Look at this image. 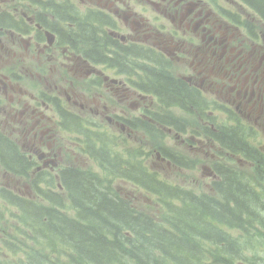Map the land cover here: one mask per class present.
<instances>
[{"label":"flooded vegetation","instance_id":"af4514ba","mask_svg":"<svg viewBox=\"0 0 264 264\" xmlns=\"http://www.w3.org/2000/svg\"><path fill=\"white\" fill-rule=\"evenodd\" d=\"M28 1L0 11V23L6 26L0 31V95L7 96L10 90L19 98L14 102L13 97L6 100L0 97V107L14 102L7 109L3 108L4 114L26 136L31 151L42 153L45 162L41 169L54 171L62 165L58 156L66 145L62 142L59 150V136H56L59 116H74L80 126L98 127L102 122L110 128L120 125L123 130L134 131L137 128L134 123L150 113L148 107L132 116L112 111L101 93L108 91L116 95L120 92L121 101L129 100L132 95V86L128 84L131 81L122 76H125V67L133 63L141 68L140 60L136 56L124 57V51L117 50L122 46L134 49V53L140 49L148 59L161 56L174 67L175 77L183 81L186 88L189 86L199 92L206 105L213 102L214 108L220 107L227 116L225 119L233 122L237 127L235 132L242 135L248 145L239 146L250 147L258 155L259 163L254 170L255 177L261 178L259 170L264 167V16L246 0ZM57 7L108 16L105 27L92 28L95 40L103 38L102 34L112 40L97 41L105 60L88 54L95 43L71 35L78 32L73 31L77 24L90 22L72 23L61 19L57 22L51 14ZM4 14L13 21L6 20L4 24L1 20ZM117 58H125V67L118 64ZM29 59L38 60L33 69L26 63ZM53 71L67 77L53 83ZM27 72L29 80L26 82ZM12 73L25 81V92L19 84H7L5 80ZM138 87L146 92L145 87ZM196 98L193 95L194 101ZM210 125L207 137L225 146L222 136L231 129L213 122ZM243 134H253L261 149L250 146Z\"/></svg>","mask_w":264,"mask_h":264},{"label":"trees","instance_id":"16d2710c","mask_svg":"<svg viewBox=\"0 0 264 264\" xmlns=\"http://www.w3.org/2000/svg\"><path fill=\"white\" fill-rule=\"evenodd\" d=\"M246 1L264 16V0ZM53 13L57 17H67L72 23L77 22L67 16L72 13L65 8H53ZM1 20L4 24L6 20H9L8 23L13 21L6 14L1 16ZM92 28L91 24L82 23L78 26V32H72L71 35L95 43L88 54H96L98 60H105L104 53L97 47V41L112 40L104 34L103 38L95 40ZM120 48L117 50L124 51L122 54L126 58H148L142 54V50L136 49L134 53V49ZM116 61L124 64L119 58ZM154 72L150 89L146 88V91H154L166 106L182 105L188 99L194 101L182 82L174 81L166 71L162 74L157 70ZM222 141L230 149L239 144L248 146L242 135L233 129L222 136ZM15 148V144L0 133L1 158L7 164V169L20 174L18 171L26 168L28 163ZM14 162V166L19 168L13 166ZM130 168L125 175L157 193L166 206L170 205L166 199L172 192H176L174 197H182L183 207L177 210L174 219H168L172 226L165 227L140 214L116 193L102 191L95 177L74 170L63 171L60 180L72 202L75 218L64 213L66 202L55 191L56 188H36L40 197L49 202L51 207L12 194L8 201L19 211L16 217L25 228L23 235L39 244L42 251L49 250L54 256H58L62 252L61 248H65L63 254L69 264H255L257 258L264 259V246H258L260 238L256 235H264V232H253L245 228V225L264 222L253 216L259 194L248 184L242 183L234 172L224 168V180L216 187L224 198L219 194L222 204L219 201L210 203L205 195L196 197L179 189L175 191L164 183L159 184L154 176L141 170L140 166L133 165ZM157 184L162 185V190ZM223 223L234 228L221 232L219 224ZM233 232H239L240 235ZM140 246L143 250L149 248L151 255L141 254ZM16 249L14 247L12 250L16 253V259L6 256L0 258V264L50 263L45 252L36 256L25 253L22 258L21 250ZM248 249L250 252H247Z\"/></svg>","mask_w":264,"mask_h":264},{"label":"rangeland","instance_id":"374dc122","mask_svg":"<svg viewBox=\"0 0 264 264\" xmlns=\"http://www.w3.org/2000/svg\"><path fill=\"white\" fill-rule=\"evenodd\" d=\"M17 3L9 0H0V11L7 10ZM9 11V10H8ZM13 42V40L11 41ZM31 61H27V65H30ZM142 67V66H141ZM134 68L136 65L134 64ZM131 77L137 78L140 74V70H131ZM176 70L172 66V74L175 76ZM122 76V75H121ZM67 76L62 72L53 71L51 74V80L53 83H58L60 80ZM126 77L128 80L132 78ZM128 84H131V82ZM132 95L129 100L121 101L120 92H116L114 95L108 91H101L106 97L107 103L112 111L117 113L132 116L134 114H140V109L148 107L149 115H165L172 117L174 122L178 125H157L155 123L148 122L152 125V128L141 129L136 128L134 131L129 129H122L120 125L114 128H110L107 124L100 122L102 126L94 127L91 125L80 128L79 132H69L63 136L58 133L56 136L66 138L69 136V141L72 148V153H69L66 157H63V164L74 167L91 173L97 178L98 186L102 191H111L118 193L121 198L131 204L136 211L147 214L159 221L163 220L166 213L165 208L160 204L161 201L151 196L148 192L149 189L144 187H136L133 185L132 180L120 175L121 172L117 171L112 164H115V160L120 163L130 161L140 163L144 168L150 172L156 174L159 179L165 180L167 183L191 189L199 195L207 196V200L212 203L214 200L213 187L210 179H212L211 171L217 164L229 166L243 175L249 182V187L255 191L258 190L261 194L259 199L264 201V167L260 169L261 178L255 177L253 174V167L259 163V157L251 148H244L243 146H237L235 152H231L223 148L215 141H211L209 137L205 136V131L211 128L210 122L220 125L227 130H237V127L233 126V122H227L221 115L214 111L211 115L212 108H206L204 111L197 114L194 112V108L190 107L187 101H183V104H178L188 110H180L176 107L164 109L154 104V98L147 96L141 97L139 92H135L132 86ZM198 94V93H197ZM186 96V95H185ZM197 103H200L197 98ZM197 107V105L195 106ZM4 108H8L6 105ZM207 115L214 119L210 120ZM148 119V118H146ZM202 120H208L203 122ZM85 136L89 139L90 152L95 153L99 151L103 157L96 156L90 153L85 155L86 150L82 147L85 143ZM252 136V137H251ZM250 146H255L261 149L259 142L253 138V134H243ZM19 144L23 146L20 138L17 139ZM211 142H215L216 145H212ZM49 140L47 141V144ZM100 147V148H99ZM99 148V149H97ZM28 151L27 148H24ZM114 155V156H111ZM168 154L174 155V157L181 158L184 162V166L171 165ZM104 159V167L102 168L96 160ZM242 159H246L251 163L248 164ZM16 164L15 162L13 163ZM16 169L19 167L14 166ZM119 170H126V167H119ZM24 174V178L14 174L6 175L0 167V188H11L15 191L23 193L24 196H30L33 198L32 191L30 189V175L26 176L24 170H21ZM43 172V171H42ZM47 173V172H45ZM56 175V173H52ZM53 181V180H51ZM35 184V183H34ZM44 188L42 183H37ZM160 201V203L158 202ZM221 202V201H220ZM223 204V202H221ZM163 204V203H162ZM212 206V205H211ZM69 207V206H68ZM234 208V205H232ZM69 209V208H68ZM257 214L254 213L259 219L264 220V206H257L255 208ZM212 210V209H211ZM210 210V211H211ZM16 212L8 207L4 202L0 200V258H9L13 255L12 250L7 247V242L11 246H19L24 252L35 254L38 251L33 241L25 240L20 236L18 230L20 226L18 220H16ZM257 218V219H258ZM167 225V220L165 221ZM226 228H234L231 225L222 224ZM253 232H264V222H257L253 225H245ZM235 235H240L239 232H233ZM260 238L258 246L260 248L264 246V235L256 233ZM255 243V242H254ZM18 247V248H19ZM17 248V249H18ZM140 253L151 255L150 249L143 250L140 246ZM250 252V249L247 250ZM52 264H68L67 258L64 254H59L57 257H53ZM255 264H264V259H256Z\"/></svg>","mask_w":264,"mask_h":264},{"label":"bare ground","instance_id":"6f19581e","mask_svg":"<svg viewBox=\"0 0 264 264\" xmlns=\"http://www.w3.org/2000/svg\"><path fill=\"white\" fill-rule=\"evenodd\" d=\"M130 81H131V80H130ZM133 165H135L134 161H133V162H130V167L133 166ZM133 169L135 170V168H133ZM134 170H133V171H134ZM135 171H136V170H135ZM164 184H165V183H164ZM164 188H165V186H164Z\"/></svg>","mask_w":264,"mask_h":264}]
</instances>
